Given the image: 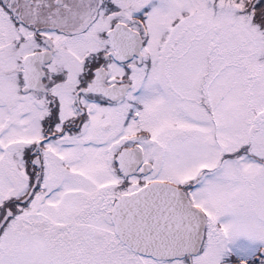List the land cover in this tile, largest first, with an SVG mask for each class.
I'll use <instances>...</instances> for the list:
<instances>
[{
  "label": "snow or ice",
  "instance_id": "1",
  "mask_svg": "<svg viewBox=\"0 0 264 264\" xmlns=\"http://www.w3.org/2000/svg\"><path fill=\"white\" fill-rule=\"evenodd\" d=\"M0 264H264V0H0Z\"/></svg>",
  "mask_w": 264,
  "mask_h": 264
}]
</instances>
